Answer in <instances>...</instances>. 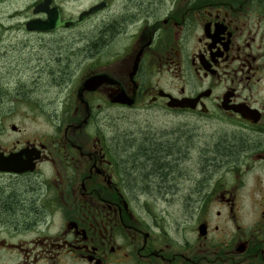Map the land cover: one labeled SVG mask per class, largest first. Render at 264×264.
I'll list each match as a JSON object with an SVG mask.
<instances>
[{"label":"flooded vegetation","instance_id":"1","mask_svg":"<svg viewBox=\"0 0 264 264\" xmlns=\"http://www.w3.org/2000/svg\"><path fill=\"white\" fill-rule=\"evenodd\" d=\"M12 2L0 4V20L18 16L17 32L83 30L89 40L75 51L91 65L62 111L52 107L64 120L50 141L0 147L34 164L0 172V206L31 213L0 211V264H264V0ZM56 15L83 21L25 28ZM61 72L48 84L60 88ZM90 78L96 87L81 91ZM137 107L158 125L108 139L93 126L107 111ZM151 145L172 151L169 169L157 177L151 164L138 179Z\"/></svg>","mask_w":264,"mask_h":264},{"label":"rangeland","instance_id":"2","mask_svg":"<svg viewBox=\"0 0 264 264\" xmlns=\"http://www.w3.org/2000/svg\"><path fill=\"white\" fill-rule=\"evenodd\" d=\"M29 1L13 0L12 7L24 9ZM112 7L118 8L114 5ZM12 14L17 15L16 12ZM5 18L0 20L4 25L0 29V147L8 149L16 141H50L64 117L61 114L54 116L52 107L62 111L61 101L72 93L79 72L87 70L91 63L88 60L82 61L75 51L84 45V40H89L80 38L83 30H79L80 34L78 31H64L55 36L40 38L17 32V22H20L18 16L10 22L8 16ZM10 25L14 28L11 29ZM8 30L15 32L5 35ZM77 63L83 64L79 70L76 69ZM61 71L69 73L62 77L66 78L61 87L49 85V78L52 81L54 76L60 78L63 75ZM104 114L97 117L93 126L107 139L120 136L122 131L135 133L146 122L150 127L158 125L156 119L140 107L132 111L114 110ZM142 200L148 206L163 208V211L164 208L171 210L173 205L169 198Z\"/></svg>","mask_w":264,"mask_h":264},{"label":"water","instance_id":"3","mask_svg":"<svg viewBox=\"0 0 264 264\" xmlns=\"http://www.w3.org/2000/svg\"><path fill=\"white\" fill-rule=\"evenodd\" d=\"M2 1L5 0H0V2ZM98 8H100V6L91 10L88 14L90 15L97 13ZM82 21L83 19L80 18L78 22H73V21L61 22L59 16L56 15L54 19L49 20L47 22H38V21L30 22L26 24V28L29 31L35 30L38 32H51L60 27L71 28L75 25H79ZM93 80L94 78L88 79L81 88V91L93 90V88L96 87ZM128 104L130 105L131 102H129ZM32 169H33V159L29 156V154L26 155V160L19 158L18 156L5 157L3 154H0V172L23 173L25 171H31Z\"/></svg>","mask_w":264,"mask_h":264},{"label":"trees","instance_id":"4","mask_svg":"<svg viewBox=\"0 0 264 264\" xmlns=\"http://www.w3.org/2000/svg\"><path fill=\"white\" fill-rule=\"evenodd\" d=\"M87 40H84V43H86ZM1 93V92H0ZM165 148V147H163ZM161 149H155L153 145L147 147L146 149L141 151V156L138 157V159H142L145 161H142V163H137V170L135 174L138 176V179L141 178V175L144 173L145 170L148 169V166L151 165L153 166V172L155 176L160 177L161 173L165 170H168V166L166 165V159L167 156L166 154L171 153L172 151L170 150H163ZM162 155V158L160 156ZM164 155V156H163ZM160 184V182H159ZM0 211L3 212L2 214L7 215L9 218L12 217L14 220H27L30 218L31 213L29 210L25 208H19L17 205L13 203H8L6 205L1 204L0 206Z\"/></svg>","mask_w":264,"mask_h":264}]
</instances>
